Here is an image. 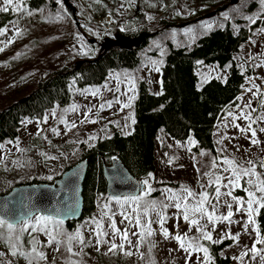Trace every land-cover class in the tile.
Segmentation results:
<instances>
[{"label": "rangeland", "instance_id": "374dc122", "mask_svg": "<svg viewBox=\"0 0 264 264\" xmlns=\"http://www.w3.org/2000/svg\"><path fill=\"white\" fill-rule=\"evenodd\" d=\"M54 1L56 9L44 8L38 11L31 10L27 6L28 0H26V9L31 10L33 15L28 16L25 13L18 16L15 13V20L5 27L10 29L7 35L0 37V41L13 38L16 28L22 33L5 51L0 52V111L24 100L38 87V83L49 76L53 70L69 68L82 60L95 58L102 47L107 45V41L114 40L117 31L125 33L137 31L135 27L136 21H139V14H136L137 6L141 8L139 11L143 12L147 19L145 26L150 33L156 34L143 50L141 64L136 69L115 70L100 86L74 89L73 99L69 105L53 106L46 111L42 119L23 123L15 141H6L0 144L3 146L0 148V158H2L0 159V195L6 193L15 183L31 179L50 182L52 180L47 179L48 176H52L53 179L60 176L63 166L76 162L81 155L83 144H92L97 138L109 136L112 132L111 128L117 127L115 122H119L118 129L124 131L130 128L131 121L126 120L125 117L132 113V107L124 108L121 111L120 104L113 103V106L108 108L107 102L114 101L119 97L121 102L125 103L134 96L133 105L138 94V85L141 82L148 85L151 93L159 94L161 91L160 71L169 45L174 48H191L198 39L227 24H230L234 32L240 27L247 28V41L240 45L235 59L240 66L254 70L252 80L264 90V66L256 67L257 64L264 61V31H261L263 28L252 30L254 24L246 19L247 16H260L259 0H174L169 8L167 6L163 8L162 2L156 0H99V2L97 0H62V6L56 0ZM253 3L256 4V7L252 6ZM225 5L227 6L225 7ZM70 7L76 12L78 29L66 14V10ZM223 7L225 9L215 13L217 8ZM225 12L229 16L227 20L224 19ZM203 14L208 16L186 26L170 28L171 23L158 22L159 19L193 21L192 19ZM205 25H212L211 30L206 31ZM189 29L191 32L187 31ZM125 43L128 47L134 44L133 42ZM3 46V43H0V47ZM157 68L159 71L155 70ZM226 72L227 69H219L216 65L202 66L197 69V86L201 87L211 78L225 77ZM117 76L120 80L119 92L115 91ZM133 84L134 92L130 90ZM247 87H251L249 82L245 88ZM109 88L112 91H108ZM96 89L100 90L96 97L84 94V90L91 92ZM240 96H243V101L238 100L230 108L236 114L243 108L244 102L253 99L251 93L244 91ZM73 104L79 106L78 112L65 111L70 109ZM100 104H105V109L102 111L99 110ZM253 107L257 109V112L253 113L254 117L264 113V108H261L255 101ZM89 108L92 109L89 119L97 121L96 123L84 121L85 113ZM53 111L56 113L55 118L51 115ZM45 116L48 117L47 123H43ZM61 117L67 121V124L61 122ZM81 121L84 122L81 123ZM73 123H75V127H72ZM236 123L241 127H246L248 121L241 119ZM125 124H128L129 127H124ZM252 127L257 130L256 139L260 142L255 146L250 143L251 133H241L233 126L232 117L227 113L214 127V153L193 152L194 144L190 143L191 140L177 143L161 138L157 146L158 160L155 182H167L171 185L157 187L154 191L160 190L159 196H149L147 199L170 204L171 201L167 199L169 195L167 190L171 189L173 193L182 196L184 193L181 189L184 187L196 193L207 190L209 198L212 199L215 194L214 186H208L209 176H205L204 173H211L213 180L216 174L222 177L230 175L231 173L222 171L224 167H227L222 163L225 158L235 160L244 167L254 166L257 173H264V167H261V164H264V132L259 131L260 128H264V123L257 122ZM54 129L55 131H53ZM90 137H95V139H90ZM85 141L87 142L85 143ZM218 141L221 142L218 143ZM161 145L165 147L164 150L160 149ZM42 153L45 155H41ZM201 153L205 154L201 155ZM49 156H55L57 159H48ZM214 159L218 165L217 168L211 166ZM248 161L253 163L250 165ZM247 179L248 177H244L240 181V188L232 189L234 196L246 199V192L242 188L247 187L245 184ZM222 183L226 184L227 181L222 180ZM201 185L207 186L206 189ZM228 190L221 187L222 193ZM225 200L233 203L232 223L217 221L214 224H209L207 230L211 231L214 241L229 240L225 233L238 236V239H230V245L221 252L223 256L230 257L231 264H260L259 257L256 260H252L250 256L234 259L251 248L256 237L253 228L258 227L257 222L255 225L248 224V231L245 232L243 225L247 220L246 215L236 211L237 206L231 197L222 195L221 201ZM105 202L104 199L98 198L95 210L89 219L98 216L100 208L97 205ZM213 202L215 203V200ZM188 203L191 204L193 201L189 200ZM112 207L118 209L114 202ZM209 210L211 211V209ZM158 211L160 210L157 209ZM227 211L226 207L221 206L215 214L222 216L226 215ZM164 215L167 217L164 227L172 235L187 233L188 237H200V233L195 227L189 230V225L174 207H168L164 211ZM150 216L155 219L156 213H150ZM256 217L257 214L253 217L255 221ZM115 219L118 227L122 229L127 224V222L120 224L121 217L119 215ZM200 223L204 224L205 220L201 219ZM152 229L154 234L151 237H146L138 252L136 248H127L126 246V250L135 253L131 257L125 256L119 251L116 254L105 255L108 246L102 245L99 251L93 246H87L83 249L84 254L72 257V259L79 261L80 264H150V261H155V264H185L187 254L179 250L177 242L171 238L165 239L160 233L159 224L153 223ZM132 231L138 232L139 229L133 228ZM84 236L88 238L89 233L85 231ZM38 238L42 242H46L43 235ZM131 239L135 243L138 237L132 236ZM206 241L201 238L199 242L204 246L203 243ZM114 242L120 243L119 239ZM92 244H95L94 237H92ZM24 248L26 251H30L27 233L24 234ZM257 248H262V245H257ZM149 249L151 250L149 251ZM43 250L47 253L48 260L41 264H64L67 253L63 249L61 252H54L51 248ZM74 250H76L75 246ZM0 252L4 253V256L0 257V264H27L22 257H13L3 242H0ZM140 253H144L143 260L140 258ZM202 258V252L194 253L189 264L202 260Z\"/></svg>", "mask_w": 264, "mask_h": 264}, {"label": "trees", "instance_id": "16d2710c", "mask_svg": "<svg viewBox=\"0 0 264 264\" xmlns=\"http://www.w3.org/2000/svg\"><path fill=\"white\" fill-rule=\"evenodd\" d=\"M156 1H161L163 8L165 6L169 8L174 3V0ZM27 4L31 10L38 11L57 7L54 0H28ZM252 6L256 7V4L253 3ZM225 7L217 8L215 13ZM139 9L141 8L137 6L136 14H139V21H136L135 25L137 31L132 33L117 31L114 40L107 41V45L102 47L95 58L82 60L69 68L53 70L24 100L1 110L0 144L15 141L23 123L42 119L46 111L53 106L69 105L73 99L74 89L100 86L115 70L136 69L141 64L143 50L156 34L150 33L145 26L147 19ZM207 16L199 15L192 19L193 21L159 19L158 22L171 23L169 27L172 28L191 25ZM14 20L15 13H0V28H5ZM256 28L264 29V18L257 19L252 30ZM233 30L230 24L214 29L198 39L191 48H174L169 45L160 71V93H151L145 82L138 85V94L132 105L135 124L131 123L130 128L124 131L112 127L109 136L97 138L92 144L82 145L81 155L74 164L84 159L88 160L82 190L83 214L78 221L64 223L65 230L69 232L76 230L92 215L98 198L108 197L103 164L109 165L113 160H120L133 177L143 182L148 180L151 187L156 189L171 185L167 182H155L157 146L161 138L177 143L195 141L192 150L196 153L215 152L213 139L215 124L238 102L236 97L243 93L248 77L252 78L254 75V70L240 66L235 59L240 45L247 41L248 29L240 27L236 32ZM125 42L134 44L128 47ZM208 65L227 69L224 77L226 82L211 78L198 87L197 69ZM161 148L164 150L165 147L161 145ZM74 164L63 166L61 173ZM55 178L50 182L31 179L15 183L13 186L53 183ZM159 194L160 190H156L152 191L150 196L158 197ZM256 222L261 235H264V209L259 210ZM230 243V239L220 243L210 241L203 243L209 250L211 264H231L230 257L221 254Z\"/></svg>", "mask_w": 264, "mask_h": 264}, {"label": "snow or ice", "instance_id": "6c2138e0", "mask_svg": "<svg viewBox=\"0 0 264 264\" xmlns=\"http://www.w3.org/2000/svg\"><path fill=\"white\" fill-rule=\"evenodd\" d=\"M58 4L62 6V0H56ZM99 2V0H97ZM259 5L261 13L259 17L247 16L246 19L255 24L257 19L264 18V0H259ZM13 12L18 16L22 14H27L32 16L33 12L26 9V0H0V13ZM229 18L228 13H224V19ZM15 27V25H14ZM212 25H205V30H211ZM10 29L0 28V37L6 36ZM191 32V30H187ZM261 31H264L262 29ZM21 31L16 28L15 35L7 41H0L3 43V47H0V52L5 51V49L12 43L15 42L16 37L21 36ZM255 43V42H253ZM86 54V53H85ZM19 55V54H18ZM255 59V57H253ZM264 66V61L257 64L256 67ZM230 67V66H229ZM159 71V69H155ZM224 82L226 79L222 76L216 77ZM116 92L120 91V80L116 77ZM248 82L251 87L244 88L243 91L251 93L253 99L244 102L243 108L238 114L233 113L230 109L228 115L232 117V124L235 128L239 129L241 133H251L250 143L255 146L260 143L257 139V130L252 127L253 124L257 122L264 123V113L253 116V113L257 112V109L253 107V102L258 103L261 108H264V90L260 86L256 85L251 77H248ZM107 87V85H105ZM243 87V86H242ZM130 90L134 92V84L131 86ZM112 91V89H108ZM100 90L96 89L89 92L84 90V94L91 95L93 97L98 96ZM126 95V93H124ZM134 96L130 97L125 103H122L120 98L117 97L114 101H108L107 107L111 108L113 103L120 104V110L123 111L124 108H131ZM236 100L243 101V96L236 97ZM239 108V105L237 106ZM105 109V104L99 105V110ZM78 112L79 106L73 104L70 109L65 111ZM92 109L89 108L88 112L85 113L84 121L89 123H96L97 121L89 119V114ZM52 117H56L55 111L51 113ZM126 120H130L132 124H135V119L132 113H129ZM248 121L246 127H241L237 124V120ZM48 117L45 116L43 123H47ZM84 121H81L83 123ZM61 122L67 124V121L61 117ZM117 127H119V122H115ZM75 123L72 127H75ZM124 127H129L125 124ZM71 130V129H69ZM55 131V129L53 130ZM260 132H264V128L259 129ZM129 135L131 133H128ZM90 139H95V137H90ZM87 141H85L86 143ZM221 141H218L220 143ZM11 143V142H10ZM194 144L195 141H190ZM3 146L0 145V148ZM18 147V145H17ZM205 153H201L204 155ZM45 155V154H41ZM48 159L55 160L57 157L49 156ZM2 159V158H0ZM113 159H115L113 157ZM15 163V162H14ZM222 163L227 165L222 169L225 173H231L228 176L222 177L219 174L215 175L214 180L212 179V174L205 172V176H209V185L214 186V197L209 198V193L207 190L196 193L191 189L184 187L181 191L184 195H179L173 193L171 189H168L167 199L171 203H164L157 201L155 199H147L150 196L152 189L151 184L148 180L143 182L144 187L137 189L138 194L119 196L114 195L110 197H102L106 202L98 203V208L100 212L98 216L91 217L89 220L85 221L84 224L80 226L75 232H67L63 229L64 217L70 212H74L77 205L75 202H64L62 207H53L49 209H37L35 211L29 209L28 205L21 202L20 206L17 208L9 209L8 203L0 205V242H3L9 249L13 257H22L27 264H41L48 260L47 253L43 250L44 248H51L54 252L63 251L67 253L64 264H80L79 261H74L72 257L80 256L83 253V249L87 246H93L97 251L100 250L102 245H107L108 253L116 254L117 251L125 256L131 257L135 253L126 250L127 248H136L139 251L140 246L144 243L146 237H151L154 234L152 229V224L157 223L160 225V233L165 237V239H174L179 245V250H182L187 255L185 257V264H189L194 253H203L202 260L193 262V264H211L212 258L209 255V250L204 247L199 241L204 239L211 241L212 243H218L220 241H214L211 231L207 230L209 224H214L217 221L223 222L227 221L229 224L232 223V216L234 215L233 203L227 200L221 201V196H229L235 203L236 211L244 213L247 217L244 223V231H248V224L255 225L256 221L253 219L255 214L259 213L260 209H264V173H257L254 166L244 167V165L239 162L225 158ZM252 161H248V164H252ZM213 168H217L218 165L216 160L212 161ZM264 167V164H261ZM75 175V174H74ZM151 176V173L149 174ZM248 177L245 181L247 187H243L242 190L246 192V199L234 196L232 189L240 188V181ZM254 178V179H253ZM47 179L52 180V176H48ZM71 180V178H70ZM222 180H226L227 183H222ZM66 189L71 188V184L67 183L64 186ZM202 188L207 186L201 185ZM221 187L229 189L228 191L222 193ZM191 200L193 203L189 204L188 201ZM215 200V203L213 202ZM113 202L118 206V209L112 207ZM224 206L228 209L226 215L217 216L215 213L218 211L219 207ZM168 207H174L178 212L181 213L183 220L189 225V230L193 227L200 233V237H188L187 233L179 234L176 233L172 235L165 227L164 224L167 217L164 215V211ZM157 209L160 211L157 212ZM211 209V211L209 210ZM150 213H156V218L153 219ZM119 215L121 217L120 224H127L122 229L118 227L117 220L115 217ZM205 220L204 224L200 223V220ZM178 227V225H177ZM133 228L139 229V231H132ZM83 230V231H82ZM214 230V229H213ZM89 233V237L84 236V232ZM256 233V237L253 241L251 248L243 252L240 257H234V259H243L244 256H250L252 260H256L259 257L260 264H264V247L257 248V245H264V235H261L260 229L253 228ZM28 234V244L30 245V251H26L24 248V234ZM43 235L46 238V242H42L38 237ZM225 235L229 239H238V236H231L228 233ZM132 236L138 237V239L133 242ZM92 237L95 238V244H92ZM119 239L120 243H115L114 241ZM74 246L75 249L74 250ZM151 249H149L150 251ZM173 251V250H170ZM4 253L0 252V257H3ZM140 258L144 259V253H140ZM150 264H155V261H150Z\"/></svg>", "mask_w": 264, "mask_h": 264}, {"label": "water", "instance_id": "95a60500", "mask_svg": "<svg viewBox=\"0 0 264 264\" xmlns=\"http://www.w3.org/2000/svg\"><path fill=\"white\" fill-rule=\"evenodd\" d=\"M66 14L78 29L75 10L70 7L66 10ZM87 167L88 160L84 159L63 172L53 183L15 185L0 195V205L7 202L9 209H12L19 207L23 202L28 205L26 211L29 209L35 211L51 210L53 207H62L64 202H75L77 205L75 211L64 217V223L78 221L83 214L82 190ZM103 176L108 197L138 194L137 189L144 187L143 182L133 177L120 160H113L109 165L103 164ZM66 182L71 184V188L64 187Z\"/></svg>", "mask_w": 264, "mask_h": 264}]
</instances>
